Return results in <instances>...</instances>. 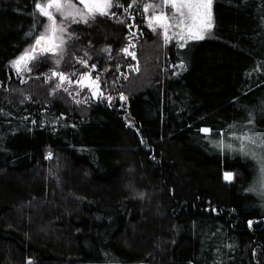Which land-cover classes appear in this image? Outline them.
<instances>
[{
  "label": "trees",
  "instance_id": "obj_1",
  "mask_svg": "<svg viewBox=\"0 0 264 264\" xmlns=\"http://www.w3.org/2000/svg\"><path fill=\"white\" fill-rule=\"evenodd\" d=\"M115 1L126 10L70 25L62 64L17 75L46 21L0 0V264H264L258 165L214 144L264 133V0H214L212 36L183 48L156 45L150 0ZM131 41L136 74L113 69L135 63ZM84 58L112 67L99 98L48 79Z\"/></svg>",
  "mask_w": 264,
  "mask_h": 264
},
{
  "label": "snow or ice",
  "instance_id": "obj_2",
  "mask_svg": "<svg viewBox=\"0 0 264 264\" xmlns=\"http://www.w3.org/2000/svg\"><path fill=\"white\" fill-rule=\"evenodd\" d=\"M117 8H122L118 2L115 4ZM113 0H45L44 3H37L33 0V15L37 18H45V23L41 25L42 31L30 32L29 35L33 39L32 45L27 48L22 55L12 61V67L16 70L17 75L24 71H31L29 63L39 60L42 57L54 59L57 65L60 64L65 46L69 39H72V34L68 31L71 24H88L90 20H95L97 16L112 15L111 9ZM152 9V15L147 23L152 31L160 30L163 36L164 43H169L172 40H177L178 47L183 48L190 41L205 39V34L210 31L213 26L212 0H160L157 4L144 5L143 11L147 13ZM126 10V9H125ZM57 16L60 20H57ZM130 47H133L130 45ZM124 52L134 57L133 52H129L126 48ZM80 64L87 67V61L80 59ZM183 67V65H180ZM94 68V66H93ZM138 70V69H135ZM53 77L58 78L56 88H64L65 81L70 85L72 81L63 73L53 71L48 77L51 80ZM89 80L87 85L82 82ZM99 77L95 81H91L88 76H80L77 83L81 86L92 87L93 84L98 88ZM93 95H96L95 90ZM103 96V93H100ZM126 99L125 97H121ZM111 100V97L107 98ZM249 125H254V118L249 117ZM235 125L229 126V131L234 132ZM204 133H210V130L205 128ZM218 135H221L218 133ZM232 139L239 145L234 147L232 143L225 144L221 139L215 141L217 148L229 149L240 153L243 157L251 159L258 165V170L261 177V183H264V133H256L251 129L246 132H241L240 135H233ZM224 179L231 181L233 175L225 173ZM255 186L249 191H255Z\"/></svg>",
  "mask_w": 264,
  "mask_h": 264
},
{
  "label": "rangeland",
  "instance_id": "obj_3",
  "mask_svg": "<svg viewBox=\"0 0 264 264\" xmlns=\"http://www.w3.org/2000/svg\"><path fill=\"white\" fill-rule=\"evenodd\" d=\"M74 2H75V0H74ZM160 2V0H150L149 1V4H157V3H159ZM117 2L115 1V0H113V7H112V9L110 10L111 11V13H112V15H113V12L114 11H119V12H122V11H124V9L125 8H120V10H118L119 8H117L116 6H115V4H116ZM119 4L120 5H122V1L121 2H119ZM145 5H148V3H144ZM213 7H214V0H212V14H213ZM121 15H122V13H120ZM144 14H145V17H146V19H147V21H148V19H149V17L153 14L152 13V9H149V11L147 12V13H145L144 12ZM120 16H118V18H119ZM57 20L59 21L60 20V17L59 16H57ZM213 23H214V15H213ZM68 31L70 32V26L68 27ZM154 32V35L156 36V41H155V43H156V45L158 44V45H162V46H164V45H166V43H164V40H163V36L161 35V32H160V30L159 29H157V31H153ZM212 32H213V28L210 30V31H208L206 34H205V38H207V37H211L212 36ZM175 40V39H174ZM174 40H172V41H174ZM177 41V40H176ZM134 42L133 41H131V43L129 44V46H127L126 48L129 50V52H133L135 55H134V59H135V63L134 64H132L130 67L129 66H127L128 64L126 63V65H123L122 63L121 64H119L118 65V67H116V66H114L113 67V69H122V68H125L126 67V70L127 69H134V73L136 74V73H138L139 72V70H140V66H141V61H140V59L136 56V50H137V48H136V45L134 46V44H133ZM70 45H71V43H70V39L67 41V44H66V46H65V50H64V52H63V56H62V59H61V62H60V64H62L63 63V61L68 57V53H69V51H70ZM130 45H132V46H134V47H130ZM139 47V46H138ZM125 48V49H126ZM110 54H112V51H110L109 52ZM108 53V54H109ZM108 56H110V57H114V56H112V55H108ZM48 59H52V58H49V57H42V58H40L39 60H36V61H40V60H48ZM85 59V58H84ZM126 59V58H125ZM53 61H54V59H52ZM86 60V59H85ZM104 60V59H103ZM36 61H32V62H30L29 63V67H31V65L34 63V62H36ZM146 61V60H145ZM55 62V61H54ZM93 66H94V68H93ZM79 67H81L80 68V70H82L83 72H81L80 70H79V72H78V70L77 71H73V72H69V74H66V75H70V77L68 76V78L72 81V83H71V91L72 92H75L76 91V93L77 92H79L80 93V96L78 95H75L74 93L72 94L73 95V98H75V99H77V100H82V99H84L85 98V92L87 93V95H89V97L90 98H93V99H96V98H99V97H101V95H100V93H103L104 94V90H103V88H101V85H100V82H102V76H101V74H99V70H104V69H106V70H108L109 68H111L112 69V67H110L109 65H107V62H102V60L101 61H99V63H93V64H87V67L86 66H84V65H82V64H80L79 65ZM135 69H138V70H135ZM110 70V69H109ZM65 75V74H64ZM65 75V76H66ZM80 76H88V77H90V80L91 81H95L96 80V77L98 76L99 77V81H98V88L96 87V85L95 84H93L92 85V87H88V86H81V84L80 83H77V80H78V78L80 77ZM107 82H112L111 80H108ZM84 85H87L88 83H89V80L88 79H86L85 81H83L82 82ZM65 84H67V81H65ZM69 88V87H68ZM77 89V90H76ZM85 89H86V91H85ZM95 90V92H96V95H93V91ZM85 91V92H84ZM124 94V93H123ZM123 94L122 95H120L119 96V98H121V97H123Z\"/></svg>",
  "mask_w": 264,
  "mask_h": 264
},
{
  "label": "flooded vegetation",
  "instance_id": "obj_4",
  "mask_svg": "<svg viewBox=\"0 0 264 264\" xmlns=\"http://www.w3.org/2000/svg\"><path fill=\"white\" fill-rule=\"evenodd\" d=\"M122 6H123L122 8H125V7H126L124 3L122 4ZM118 10H120V8H119ZM124 10H125V9H124ZM130 27H131V26H130Z\"/></svg>",
  "mask_w": 264,
  "mask_h": 264
}]
</instances>
